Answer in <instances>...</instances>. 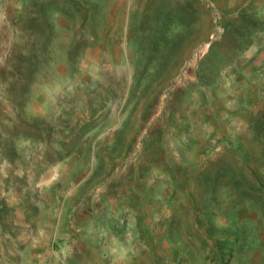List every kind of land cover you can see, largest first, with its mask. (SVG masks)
<instances>
[{
	"label": "rangeland",
	"instance_id": "374dc122",
	"mask_svg": "<svg viewBox=\"0 0 264 264\" xmlns=\"http://www.w3.org/2000/svg\"><path fill=\"white\" fill-rule=\"evenodd\" d=\"M0 264H264V0H0Z\"/></svg>",
	"mask_w": 264,
	"mask_h": 264
}]
</instances>
